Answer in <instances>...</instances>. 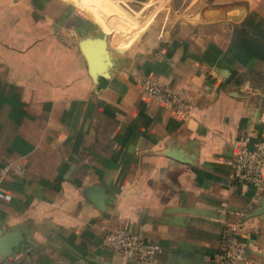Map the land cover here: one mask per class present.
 <instances>
[{"label": "crops", "instance_id": "0c3cea01", "mask_svg": "<svg viewBox=\"0 0 264 264\" xmlns=\"http://www.w3.org/2000/svg\"><path fill=\"white\" fill-rule=\"evenodd\" d=\"M105 3L0 0V237L19 241L0 264H136L102 249L114 228L154 264H214L235 228L264 264V167L232 179L264 149V0L145 4L144 33Z\"/></svg>", "mask_w": 264, "mask_h": 264}, {"label": "built area", "instance_id": "2783aa9c", "mask_svg": "<svg viewBox=\"0 0 264 264\" xmlns=\"http://www.w3.org/2000/svg\"><path fill=\"white\" fill-rule=\"evenodd\" d=\"M143 90L149 96L166 99L168 94L153 81H143ZM264 149L259 147L249 151L242 146L234 153L232 179L236 185L260 188L263 183ZM7 170L0 172V180ZM221 247L214 257V264H252L243 244L236 239L235 228H227L221 234ZM102 249L115 256L133 261L136 264H154L161 253L159 245L148 242L130 229L114 228L105 230L101 237Z\"/></svg>", "mask_w": 264, "mask_h": 264}, {"label": "rangeland", "instance_id": "374dc122", "mask_svg": "<svg viewBox=\"0 0 264 264\" xmlns=\"http://www.w3.org/2000/svg\"><path fill=\"white\" fill-rule=\"evenodd\" d=\"M175 1H183V0H175ZM170 3V0H146V2H144L143 4H137V3H134V2H128V1H125V0H106V5L108 10H119L121 12V15L117 16L118 19L120 20H124L126 22H128L130 25H133V26H136V24L134 23H137V19L139 17H141L140 15H137L135 16L131 10H135V9H140L138 7H142V9L145 8V4L150 7V11H153L154 14L161 11L162 10V7H165L169 5ZM154 6V7H152ZM147 7V6H146ZM140 11V10H139ZM144 12V11H143ZM119 13V12H118ZM120 14V13H119ZM141 14V13H140ZM172 15V12L170 13ZM161 15V13L159 12L157 18ZM145 16L143 17V19L141 21H144L142 24H140L138 22L137 24V28L142 32L144 33L145 31ZM158 20V19H156ZM160 27V25H158ZM159 27H157V29L159 30ZM157 30V31H158Z\"/></svg>", "mask_w": 264, "mask_h": 264}, {"label": "water", "instance_id": "95a60500", "mask_svg": "<svg viewBox=\"0 0 264 264\" xmlns=\"http://www.w3.org/2000/svg\"><path fill=\"white\" fill-rule=\"evenodd\" d=\"M257 214H264V204L261 206V210ZM18 237L15 234L0 237V256L7 258L14 255V250L18 248Z\"/></svg>", "mask_w": 264, "mask_h": 264}]
</instances>
